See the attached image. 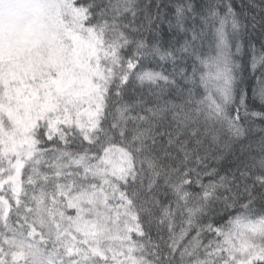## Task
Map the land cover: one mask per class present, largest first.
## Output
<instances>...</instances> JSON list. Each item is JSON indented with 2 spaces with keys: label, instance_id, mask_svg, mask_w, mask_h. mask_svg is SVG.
Returning a JSON list of instances; mask_svg holds the SVG:
<instances>
[{
  "label": "snow or ice",
  "instance_id": "1",
  "mask_svg": "<svg viewBox=\"0 0 264 264\" xmlns=\"http://www.w3.org/2000/svg\"><path fill=\"white\" fill-rule=\"evenodd\" d=\"M0 264H264V0H0Z\"/></svg>",
  "mask_w": 264,
  "mask_h": 264
},
{
  "label": "trees",
  "instance_id": "2",
  "mask_svg": "<svg viewBox=\"0 0 264 264\" xmlns=\"http://www.w3.org/2000/svg\"><path fill=\"white\" fill-rule=\"evenodd\" d=\"M259 2V0H258ZM234 3L236 4L237 8L239 9L240 5H241V0H234ZM258 32L256 34V37H254V39H258ZM259 124V122H257ZM238 150V149H237Z\"/></svg>",
  "mask_w": 264,
  "mask_h": 264
}]
</instances>
